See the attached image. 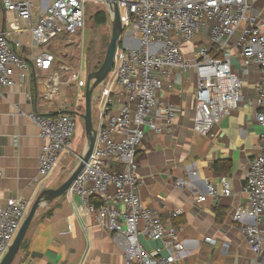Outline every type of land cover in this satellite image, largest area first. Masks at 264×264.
<instances>
[{
  "label": "built area",
  "instance_id": "obj_1",
  "mask_svg": "<svg viewBox=\"0 0 264 264\" xmlns=\"http://www.w3.org/2000/svg\"><path fill=\"white\" fill-rule=\"evenodd\" d=\"M1 1L10 23L0 31V93L16 84L17 69L24 80L31 66L47 70L55 60L46 51L33 55L31 61L25 58L21 50L26 32L30 33L31 45L37 48L62 33L76 35L86 22V0ZM258 1L116 0L123 27L122 46L119 42L112 70L94 91V148L66 195L80 197L84 213L92 215L100 227L112 234L126 264H179L184 257L178 226L164 222L160 212L146 206L138 193L139 145L149 133L172 135L174 118L181 112L178 105L159 99L170 73L174 69H195L193 129L201 135H214L216 124L241 103L242 80L233 70V58L242 60L246 73L257 67L260 78L256 84V119L264 125V23L256 6ZM105 10L111 22L107 2ZM200 34L207 36L214 46L196 41ZM183 42H192V60L186 58ZM69 71L66 81H61V73ZM64 84L86 87L87 79L82 77L81 70L66 67L51 78L49 96L58 93ZM30 117L44 140L34 178V182L43 185L63 160L74 153L72 139L77 121L75 114L68 111L54 116L31 113ZM258 148L260 153L252 159L243 187L247 203L239 204L233 213V220L242 223L256 253L264 245V230L258 225L264 218V132ZM84 151L74 153L77 162ZM220 182L221 192L216 184L208 183L199 200L218 197L220 193L230 195L227 178L221 177ZM176 185L187 187L190 183L178 178ZM94 196L99 197L100 205L92 201ZM36 197H12L0 206V263ZM141 234L160 241L161 246L147 250L139 240Z\"/></svg>",
  "mask_w": 264,
  "mask_h": 264
},
{
  "label": "crops",
  "instance_id": "obj_2",
  "mask_svg": "<svg viewBox=\"0 0 264 264\" xmlns=\"http://www.w3.org/2000/svg\"><path fill=\"white\" fill-rule=\"evenodd\" d=\"M256 6L264 23V0H259ZM9 23L0 0V31L7 29ZM196 41L210 43L204 34L198 35ZM22 42L21 53L28 60L41 51L52 53L55 60L47 70L31 66L24 80L21 70L17 69L16 84L0 93V168L3 171L0 206L12 197H36L42 187H58L67 177L68 165L62 162L43 185L34 182L44 140L30 114L54 116L68 111L76 116L86 104V87L75 84L61 85L60 91L50 97L51 78L71 66L55 54L50 48L52 44L34 48L29 32L22 36ZM192 49V42L182 43V50L190 60ZM233 70L242 80L241 103L216 124L214 135H201L193 129L195 69H174L159 92L161 102H171L181 108L174 118L173 134L149 133L138 147V193L146 206L160 212L164 222L178 226L179 239L184 243V257L179 264H264V245L260 252H254L242 223L233 220L235 208L247 203L243 192L246 173L252 159L260 153L258 142L264 132V125L256 119V84L260 72L253 66L246 73L242 60L237 57L233 58ZM68 73H61V81H66ZM71 86L74 93L79 89L76 99L68 95ZM93 113L96 121L97 112ZM220 160L231 162L228 172L216 168ZM223 176L230 183L231 194L220 193L218 197L207 196L205 201H200L199 196L205 193L208 183L216 184L221 192ZM178 178L188 180L190 185L177 186ZM216 209L222 214L221 219ZM178 210L181 212L176 214ZM258 225L264 230V218ZM139 240L147 250L161 246L160 241L143 234ZM22 244L12 264H126L112 234L100 227L92 215L84 213L79 196L70 198L65 194L42 205Z\"/></svg>",
  "mask_w": 264,
  "mask_h": 264
},
{
  "label": "rangeland",
  "instance_id": "obj_3",
  "mask_svg": "<svg viewBox=\"0 0 264 264\" xmlns=\"http://www.w3.org/2000/svg\"><path fill=\"white\" fill-rule=\"evenodd\" d=\"M104 9L105 1L103 0H86L84 7L86 20L85 27L76 35H65L62 33L57 40H52L47 45V47H49L52 44L50 48L60 59H64L71 68L73 67L81 70L83 78H87L88 73L94 71L96 66H98V69L105 59L107 47L112 34V24L109 21L105 24H97L94 20L95 13ZM123 38L124 35H122V40ZM89 48L92 49V53L95 56L92 63L88 60ZM79 67H81V69ZM70 88L71 90L68 94L69 97L73 96L75 97L74 99H76L79 89L76 88V92L74 93L72 91L74 86H71ZM85 110L86 104L83 105L81 112L76 114L77 129L72 139V150L76 153L82 152L84 145L88 142L85 122L81 115L82 112L84 114ZM93 115L95 121L96 114L93 113ZM72 158H75L74 153L68 155L63 160V165H68L67 177L77 164L76 159L75 162H70Z\"/></svg>",
  "mask_w": 264,
  "mask_h": 264
},
{
  "label": "water",
  "instance_id": "obj_4",
  "mask_svg": "<svg viewBox=\"0 0 264 264\" xmlns=\"http://www.w3.org/2000/svg\"><path fill=\"white\" fill-rule=\"evenodd\" d=\"M108 3L109 10L112 13L111 24H112V34L107 47L105 59L102 62L101 66L88 73L87 76V85L85 90V103L86 110L82 114V117L85 122L86 132L88 136V142L86 143L85 151L81 156V159L75 165L74 169L70 175L58 186V187H48L44 188L36 197L33 202L26 218L24 219L12 245L10 246L8 252L4 256L0 264H12L16 255L18 254L21 245L24 241L26 233L38 213V210L42 205L47 204L64 196L71 186V184L76 180L83 170L85 163L89 160L91 153L95 144V135L96 129L93 121V94L95 89L104 82L108 77L110 71L112 70L115 62V54L123 34V27L120 18V12L116 0H103Z\"/></svg>",
  "mask_w": 264,
  "mask_h": 264
},
{
  "label": "trees",
  "instance_id": "obj_5",
  "mask_svg": "<svg viewBox=\"0 0 264 264\" xmlns=\"http://www.w3.org/2000/svg\"><path fill=\"white\" fill-rule=\"evenodd\" d=\"M94 20L97 24H105L106 22H108V15H107L106 10L104 9V10H100V11L96 12L94 15ZM208 45L211 47L214 46L213 44H211V42ZM120 46H122L121 42H120ZM88 51H89L88 60H90L92 63L95 56L93 55L91 48H89ZM97 67L98 66H96L94 68V70L97 69ZM216 168H218L222 171L228 172L231 169V162L229 160H220L219 162H217ZM92 201L95 202L97 205L101 204V201L99 200V197H97V196H94L92 198ZM216 210H217L218 218L221 219L222 214L219 212V209H216ZM22 246H23V244H22Z\"/></svg>",
  "mask_w": 264,
  "mask_h": 264
}]
</instances>
